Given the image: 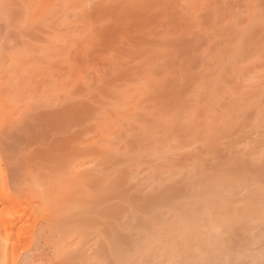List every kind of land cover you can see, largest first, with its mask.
<instances>
[{"label":"rangeland","instance_id":"374dc122","mask_svg":"<svg viewBox=\"0 0 264 264\" xmlns=\"http://www.w3.org/2000/svg\"><path fill=\"white\" fill-rule=\"evenodd\" d=\"M26 2L19 16L7 6L36 40L7 74L17 86L12 121L0 114V177L14 189L36 150L98 141L103 152L67 164L100 163L102 178L98 201L53 229L36 204L21 219L0 206V237L11 234L0 260L13 264L34 231L40 264H264V0ZM47 131L46 144L33 138Z\"/></svg>","mask_w":264,"mask_h":264},{"label":"bare ground","instance_id":"6f19581e","mask_svg":"<svg viewBox=\"0 0 264 264\" xmlns=\"http://www.w3.org/2000/svg\"><path fill=\"white\" fill-rule=\"evenodd\" d=\"M25 0H0V8H1V12H0V14H2V12L4 13V14H7V12H9L10 11V9L11 8H9V7H14L13 8V13L15 12L16 13V16H19V15H17V13L19 14V12L18 11H20L19 10V7H20V5H22V3L24 2ZM27 2L29 1L30 3L29 4H31V0H26ZM27 2H26V4H27ZM7 6H9V7H7ZM24 6V5H23ZM8 8L9 9V11H5L4 12V10H7V9H3V8ZM26 7H27V5H26ZM21 8V7H20ZM28 8V7H27ZM12 11H10L9 13H10V15L11 14H13L12 13ZM24 11V10H23ZM9 13H8V15H9ZM23 13H25V12H23ZM3 14V15H4ZM8 15H5V16H7V18L8 17H10V15L8 16ZM14 15V17H13V19H11V21L10 22H8V20L7 21H5L6 23H7V25H6V23H4L5 25H3L1 22V24H0V54L1 53H4L3 51H5V52H8V50L7 49H9V47L11 48V47H13V48H17V50H16V52L14 51V53L12 54V55H10L13 51H12V49L13 48H11V53H9L8 55H10V58H9V60H11V63H9L8 65H7V67L6 68H3V67H1V66H4L6 63L5 62H3V63H1L0 65V114L2 115V118H4V121L6 122V123H8L9 121L8 120H11L12 121V115H11V119L8 117V116H5L6 114V112L9 114V112L8 111H13V109H12V106H10V100L12 101L13 99L10 97V93L12 94V92L13 91H15V90H13L14 88H16L15 86H17V85H14L13 87V89H12V87L11 86H9L11 83H13V82H9V81H14V76L12 77V78H14V79H12V78H9V76H7V74L12 70V69H15V70H17V68H15L16 67V65H15V63L16 62H18V60H19V55L21 56L22 54L23 55H25V54H28V52H30L31 51V49H33V47L35 46V40H36V32H35V29H34V27L30 24V25H28V26H26V25H24V23L20 20V18H19V20H20V23H21V25H20V23H17V22H19L18 20H17V18H15V14H13ZM28 15V14H27ZM3 16H0V18L2 19V20H5L4 19V17L2 18ZM21 17V16H20ZM6 18V17H5ZM1 19H0V21H1ZM17 20L16 21V26H15V23H13L12 21L13 20ZM25 20V19H24ZM9 23H12L11 24V26H9L10 24ZM23 24V25H22ZM18 25V26H17ZM12 26H15V27H17V28H20L21 26V28H24L23 26H25V28L24 29H15L14 27H12ZM8 28V29H7ZM11 28H13L12 29V32H10V29ZM15 29V30H14ZM9 30V31H8ZM13 30H14V32H13ZM7 34V35H6ZM8 34H10L9 35V37H11V38H9L8 37V39L7 40H9V41H6V39H4V37H6V36H8ZM2 36V37H1ZM3 39V40H2ZM6 42V44L8 43H11V44H9V47H4V44H5V42ZM11 41V42H10ZM5 44V45H6ZM7 44V45H8ZM6 45V46H7ZM2 47L3 48H5L6 50H2L1 51V49H2ZM19 49V50H18ZM16 60V61H15ZM14 63H13V62ZM22 61V60H21ZM21 61H19L21 64L23 63V62H21ZM18 62V63H19ZM19 63V64H20ZM17 64V63H16ZM5 67V66H4ZM21 68V67H20ZM19 68V69H20ZM18 69V70H19ZM15 70H12V71H15ZM12 71L10 72V74L12 73ZM2 74V75H1ZM8 77V78H6V81L7 80H9V81H5L4 79V77ZM11 76V75H10ZM16 76H17V74H16ZM12 79V80H11ZM7 83V84H6ZM6 84V85H5ZM9 84V85H8ZM12 85V84H11ZM8 86V87H7ZM8 88H11L12 89V92H11V89H8ZM9 90V91H8ZM9 98V99H8ZM11 98V99H10ZM9 100V101H8ZM8 101V102H7ZM131 102V101H130ZM5 104H7V107H9V110L6 108V107H4V106H6ZM9 104V105H8ZM133 104V103H132ZM130 105V104H129ZM6 108V109H5ZM8 110V111H7ZM11 113H13V112H11ZM7 117V118H5V117ZM6 119V120H5ZM0 121L2 122V120L0 119ZM156 121V120H155ZM11 123V122H10ZM9 124V123H8ZM15 124V123H14ZM13 124V125H14ZM86 124V123H85ZM12 125V124H11ZM78 125V124H77ZM84 125V124H83ZM82 125V126H83ZM87 125V124H86ZM91 125V124H90ZM5 127H6V125H5ZM11 127V126H10ZM77 127V126H76ZM94 127H97V125H95ZM6 128H9V127H6ZM14 127L12 126V128H11V131H12V129H13ZM65 128V127H64ZM78 128V127H77ZM76 128V129H77ZM80 128H82L81 127V124H80ZM79 128V129H80ZM87 128H88V126H87ZM86 128V129H87ZM98 128V127H97ZM96 128V129H97ZM15 129V128H14ZM84 129V128H83ZM93 129V128H92ZM81 130V129H80ZM80 130H76L77 132H80ZM91 130V129H90ZM14 131V130H13ZM16 131V130H15ZM14 131V132H15ZM85 131V130H84ZM17 133V132H16ZM44 134H38L37 136H33V138L36 140V142L38 143V141H39V143L41 144L42 142H43V140H44V142H43V144L45 143L46 144V142H49V139L52 137H50L49 136V134L51 135L52 133H50V131H47L46 133L45 132H43ZM92 133V132H91ZM8 134H9V136H10V133L8 132ZM54 134V133H53ZM69 134V133H68ZM79 134V133H78ZM95 134H97L98 135V133H95ZM14 135H15V133H14ZM48 135V136H47ZM58 135V134H57ZM80 135H81V133H80ZM1 136V135H0ZM54 136V135H53ZM84 136V135H83ZM91 136V135H90ZM90 136H87V138L88 137H90ZM13 137H15V136H13ZM80 136H76V138H74V136H73V140L74 141H76L77 140V138L78 139H80L79 138ZM10 138V137H9ZM12 138V137H11ZM58 139V138H57ZM56 139V140H57ZM76 139V140H75ZM90 139H91V137H90ZM54 140H55V138H54ZM72 140V141H73ZM15 141V140H14ZM71 141V140H70ZM71 141V142H72ZM57 142V141H56ZM69 142V141H68ZM84 141H80V142H78V143H80V144H82ZM88 142V141H87ZM36 143V144H37ZM59 143V142H58ZM73 143H75V142H73ZM97 143H98V141H97ZM96 143V141H95V143L92 145V146H90V144L88 143V144H86L85 143V145L86 146H78V144L76 143L75 145H77L78 147H76V146H74V147H72V148H74L73 149V152H71V153H64L63 154V152L61 153V150H63V149H56L57 147H53L52 146V144H50L51 145V147L49 148V144H48V146H46V147H48V149L46 148V149H43L44 147V145L41 147L42 149L40 150H36L37 152H36V154H35V156H34V158H33V161H31L32 163H31V167H29L28 168V170L26 171V176H25V178H23L24 177V174H23V176H21V177H19L18 176V179H17V177H16V183H13L12 182V180H11V182L15 185V188L13 189L12 187L10 188L9 186H8V182H7V180L8 179H10V178H7L6 176V178H7V180H6V178L5 177H3V176H1L2 177V180L0 181L1 183H0V206H3V210L4 211H7V212H10V214L11 215H13V216H15V217H17L18 219H21L20 218V214L19 213H22V211L24 212L25 211V209L26 210H29L30 208L29 207H33L34 208V204H36L37 206H40L41 208H38L41 212H40V220L42 221L40 224H41V227H40V229L42 228V230H44L45 231V229L46 228H50V229H53L56 225H63L64 223L66 224V222H67V220H68V217L69 216H65V213L67 212V211H69V212H71V211H74V210H78V211H76V212H73L74 214L75 213H81L82 211H80V209L82 208V206H83V204H84V202H85V200L86 199H92L89 203H94L95 201L94 200H96V201H98L97 200V198H98V196H97V198H96V192H97V190H99L98 188H99V186H97V188L95 187L96 185H100V182H101V176L100 175H98L99 173L97 172V171H99V166H98V164H100V163H97L96 165H90V167H83V169L82 170H72L74 167L71 165V167H73V168H70V166H68V160L69 159H75V157H80V156H82V155H86L87 156V154L89 153V154H93V153H99V150L101 151V152H103V150H101L100 148H98V150L96 149V148H94V147H96V145L95 144H97ZM40 144H38V145H40ZM69 145V144H68ZM70 146H72V144L70 145ZM69 146V147H70ZM100 147H101V145H99ZM98 146V147H99ZM10 147H12V146H10ZM61 147V146H60ZM103 147V146H102ZM38 148V147H37ZM52 148H54V149H52ZM63 148H64V146H63ZM72 148H71V150H72ZM104 148V147H103ZM102 148V149H103ZM105 148H107V147H105ZM28 149V148H27ZM66 149V148H65ZM35 150V149H34ZM7 152V151H6ZM28 152V151H27ZM33 153H35V152H33ZM1 154V153H0ZM23 155V154H22ZM27 155V154H26ZM34 155V154H33ZM98 157V156H97ZM102 157V156H101ZM27 158H29L28 156H27ZM31 158V157H30ZM82 158V157H81ZM90 158V157H89ZM4 159V158H3ZM103 159H105V158H103ZM1 160H2V158H1ZM25 160V159H24ZM81 160V159H80ZM80 160L78 161V162H80ZM90 160H91V158H90ZM98 160H100V159H98ZM95 161V160H94ZM94 161H93V163H94ZM7 162V161H6ZM24 162H26V161H24ZM82 162V161H81ZM96 162V161H95ZM68 163V164H67ZM92 163V164H93ZM105 163V162H104ZM9 164V163H8ZM27 164V163H26ZM79 164H81V163H78V165ZM83 164V163H82ZM81 164V165H82ZM77 165V164H76ZM84 165V164H83ZM106 165V164H105ZM30 166V165H29ZM89 166V165H88ZM0 167H1V169H3L2 167V163H1V161H0ZM104 167V166H103ZM22 168V167H21ZM26 168V167H25ZM70 168V169H69ZM76 168V167H75ZM74 168V169H75ZM99 168V169H98ZM5 169V168H4ZM14 169V168H13ZM24 169V168H23ZM77 169V168H76ZM98 169V170H97ZM12 170V169H11ZM22 170V169H21ZM25 170V169H24ZM0 171H2V170H0ZM101 171V170H100ZM3 172V171H2ZM5 172V171H4ZM20 172V171H19ZM24 172V171H23ZM1 173V172H0ZM7 173V172H6ZM102 174H103V172H102ZM105 174H107V173H105ZM2 175V174H1ZM5 175V174H4ZM104 175V174H103ZM1 177H0V179H1ZM10 177H12V176H10ZM15 180V179H14ZM103 180V179H102ZM106 180V179H105ZM9 181V180H8ZM104 181V180H103ZM104 183H106V182H104ZM116 183V182H115ZM12 185V184H11ZM103 185V184H102ZM112 185V184H111ZM95 187V188H94ZM101 187V186H100ZM96 189V190H95ZM101 190H102V188H101ZM111 190V189H110ZM114 190V189H113ZM169 190V189H168ZM96 191V192H95ZM115 191V190H114ZM103 192H105V191H103ZM112 192V191H111ZM111 196H113V195H111ZM106 197V196H105ZM115 196H113V198H114ZM104 198V197H103ZM165 198V197H164ZM110 199V198H109ZM137 199V198H136ZM135 200V199H134ZM158 200V199H157ZM161 200V199H160ZM176 201V200H175ZM159 202V201H158ZM103 203V202H102ZM104 203H105V201H104ZM108 203H110V202H108ZM140 203V202H139ZM149 203V202H148ZM95 204H97V202L95 203ZM153 204V203H152ZM92 205H94V204H92ZM98 205V204H97ZM109 205V204H108ZM156 205V204H155ZM110 206H111V204H110ZM134 206H136V205H134ZM154 206V205H153ZM162 206V205H161ZM155 207V206H154ZM27 208H29V209H27ZM97 208V207H96ZM111 209H113V208H110V210ZM154 209V208H153ZM96 210V209H95ZM109 210V209H108ZM110 210H109V213L111 214V215H113L114 214V212L113 213H111L110 212ZM137 210V209H136ZM140 210V209H139ZM155 210H156V208H155ZM112 211V210H111ZM113 211H114V209H113ZM152 211V210H151ZM94 212V211H93ZM98 212V211H97ZM56 213H58V215L56 214ZM85 213V212H84ZM115 214H117V213H115ZM20 215V216H19ZM81 215V214H80ZM99 215H100V212H99ZM109 216V217H113V216ZM72 216H73V214H72ZM101 216V215H100ZM103 216H106V214H104ZM22 217V216H21ZM59 217V218H58ZM81 217V216H80ZM84 217V216H83ZM95 217V216H94ZM73 218H74V216H73ZM38 219V218H37ZM77 219V218H76ZM96 219V218H95ZM98 219V218H97ZM110 219V218H109ZM141 219V218H140ZM26 220V219H25ZM39 220V219H38ZM37 220V221H38ZM39 220V221H40ZM70 220V219H69ZM83 220L84 221H86V220H88V219H82V222H83ZM92 220V219H91ZM111 220V219H110ZM79 221V220H78ZM92 221H94V219L92 220ZM69 222V221H68ZM71 222V221H70ZM76 222V221H75ZM81 222V221H80ZM108 222H110V221H108ZM94 223V222H93ZM120 223H122V222H120ZM80 224V223H79ZM82 224V223H81ZM85 224V223H84ZM90 224V223H89ZM108 224H111V222L110 223H108ZM67 225V224H66ZM120 225V224H119ZM125 225V224H124ZM34 226V225H33ZM117 226V225H116ZM136 226V225H135ZM74 227V226H73ZM80 227V226H79ZM139 227L140 226H138V228L137 229H139ZM64 228V227H63ZM78 228V227H77ZM98 228V227H97ZM38 229V228H37ZM36 229V230H37ZM128 229V228H127ZM23 230V229H22ZM21 228L20 229H15V231H12V234H14V236L17 238V237H21V235H22V233H21ZM57 230H58V228H57ZM67 230V229H66ZM72 230V229H71ZM132 230V229H131ZM53 231V230H52ZM102 231V230H101ZM100 231V232H101ZM133 231H134V229H133ZM39 232H40V230H39ZM42 232V231H41ZM59 232V231H58ZM62 232V231H61ZM73 232V231H72ZM104 232V231H103ZM114 232H115V229H114V227H113V224L112 225H109V227H108V233H109V236L112 238L113 237V235H114ZM121 232V231H120ZM24 233V232H23ZM38 234V232H35L34 233V231H32V232H30L29 234H28V236H29V239H30V241H28L29 243H27L26 245H27V247H26V245H24L25 246V248L26 249H24V251L22 250V252H24V253H21L20 254V252H17L18 254H15L16 253V251H15V255H13V258H12V261H13V264H34L35 262H37L38 260H40L41 259V257L39 258L38 256V254L36 255V253H35V250H40L39 248H34V247H36V246H34L35 245V241H37V234ZM66 233V232H65ZM80 233V232H79ZM102 233V232H101ZM137 233V232H136ZM142 233V232H141ZM53 234V233H52ZM125 234V233H124ZM139 234V233H138ZM11 234H8V232L6 231V230H4V232H3V234H2V237H0L1 238V241L2 242H5V243H7L6 241H8L9 240V236H10ZM51 235V234H50ZM71 235V234H70ZM143 235V234H142ZM23 236V235H22ZM53 236V235H52ZM51 236V237H52ZM97 236V235H96ZM69 237V236H68ZM131 237V236H130ZM62 239V238H61ZM98 239H100V238H98ZM133 239V238H132ZM131 239V240H132ZM122 240V239H121ZM136 240V239H135ZM0 241V242H1ZM125 241V240H124ZM1 242V243H2ZM31 242V243H30ZM99 242V241H98ZM121 242V241H120ZM0 243V244H1ZM37 243V242H36ZM39 243V242H38ZM94 243V242H93ZM60 244V243H59ZM95 244V243H94ZM39 245V244H38ZM55 245V244H54ZM96 245V244H95ZM3 246V245H2ZM60 246V245H59ZM39 247V246H38ZM91 247V246H90ZM95 247V246H94ZM5 248V247H4ZM97 248V247H96ZM102 249H106V248H102ZM37 250V251H38ZM59 250H60V247H59ZM103 250V251H104ZM108 250V249H107ZM106 250V251H107ZM7 251V250H6ZM36 251V252H37ZM55 252H58V251H55ZM71 252V251H70ZM77 252V251H76ZM86 252V251H85ZM95 252V251H94ZM93 252V253H94ZM71 254H73L72 252H71ZM83 254V253H82ZM81 254V255H82ZM84 254H86V253H84ZM91 254V253H90ZM65 255V254H64ZM75 255H78L77 253L75 254ZM94 255V254H93ZM69 256V255H68ZM71 256H73V255H70V257ZM80 256V255H79ZM108 256V255H107ZM65 257V256H64ZM66 257H67V253H66ZM70 257H68V258H70ZM92 257V256H91ZM0 258H1V256H0ZM3 258V257H2ZM67 258V259H68ZM73 258V257H72ZM99 258V257H98ZM74 259V258H73ZM109 259V258H108ZM81 260V259H80ZM43 261V260H42ZM47 261V260H46ZM68 261H71L70 259L68 260ZM88 261V260H87ZM110 261V260H109ZM3 259L2 260H0V264H3ZM7 262V261H6ZM41 262V261H40ZM78 262V261H77ZM82 262V261H81ZM105 262V261H104ZM5 263V262H4ZM38 263V262H37ZM36 263V264H37ZM80 263V262H79ZM84 263V262H83ZM6 264V263H5ZM38 264H40V263H38ZM46 264V263H45ZM75 264H76V262H75ZM82 264V263H81Z\"/></svg>","mask_w":264,"mask_h":264}]
</instances>
